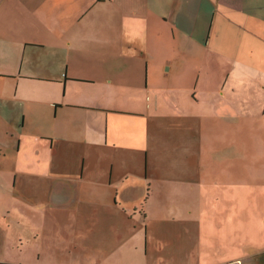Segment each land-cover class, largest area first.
<instances>
[{"label":"crops","instance_id":"1","mask_svg":"<svg viewBox=\"0 0 264 264\" xmlns=\"http://www.w3.org/2000/svg\"><path fill=\"white\" fill-rule=\"evenodd\" d=\"M111 1L0 0V263L45 264L47 229L68 214L75 217L54 243L73 252L89 244L87 232L74 238L82 222L144 228L134 237L141 245L160 213L171 217L160 240L192 241L211 264L253 260L264 250V181L234 160L235 142L220 139L235 111L221 89L210 94L216 110L214 101L197 106L198 93L179 82L148 76L147 63L126 60L121 39L128 22L146 27L148 18V27L169 24L181 52L253 53L264 0H116L144 12L118 13L115 49L109 18L92 15L103 41L86 43L80 18ZM237 62L241 74L258 72ZM94 69L103 80L84 71ZM58 252L75 264L72 250Z\"/></svg>","mask_w":264,"mask_h":264},{"label":"rangeland","instance_id":"2","mask_svg":"<svg viewBox=\"0 0 264 264\" xmlns=\"http://www.w3.org/2000/svg\"><path fill=\"white\" fill-rule=\"evenodd\" d=\"M115 2L116 0H112L105 2L104 5H94L86 10V17L80 18L82 40H85L86 43L87 40L103 41V37L98 36L96 32L100 22L96 23L89 18L100 12L104 14V22L109 18L112 31L110 46L115 49L119 36L113 30L118 28V13L123 11L133 16L132 13L138 15L144 12V10H139L141 7L132 2H128L126 5H118ZM142 6L146 11V6L144 4ZM148 22L147 18L146 27L140 21L128 22L129 34L121 39L122 44L126 47V60L128 62L130 60L132 64L134 61H137V64L143 62V65L147 63L148 76L158 77L164 84L165 81L171 79L179 82L183 89L197 92L199 99L196 102L197 106L205 107L206 103L211 104L214 101L217 102L216 110H218L220 108L219 99L213 100L210 94L223 91L222 102H229L230 107L235 111V116L232 118V124H227L228 129L223 130L218 126L222 133L220 139L223 143L230 142L229 140L235 142L232 144L233 147L237 144L238 151L235 152L234 160L240 163L243 169L246 168L249 171L252 180L264 181V154H261L264 153V74H262L264 73V36H261L260 41L257 40L251 47L254 49L253 53L181 52L177 47L178 44L170 36L168 23H160L159 27L154 25L148 27ZM87 29L92 32L83 33ZM88 45H92V43L90 42ZM237 60L248 65H255L258 72L246 71L241 74L242 69L236 68L239 64ZM115 64L116 60L111 59V68ZM177 65V69L169 71V67ZM84 71L98 81L104 78L100 70ZM111 71L118 72L119 70L111 69ZM121 71L126 78L134 77L131 69H121ZM143 71L145 72V69ZM157 83L159 85V82ZM231 89H234V93L230 91ZM201 91L204 92L203 98H200ZM206 112L209 111L206 110ZM204 119H209L214 126V118ZM227 130L233 131L229 133ZM253 167L255 170H248ZM153 215L156 219L153 223L155 227L148 230L150 233L147 244H134V239H136L134 237L144 238L146 236L144 228L132 229V226L131 228H122L119 224L117 228H103L102 223L94 227L91 223L82 222L80 228L75 230L77 235L74 238H81L87 232L89 244L86 246L78 243L77 246L74 245L77 250L73 252L72 247L67 248L68 243L65 241L62 244L54 243L55 240L57 242L61 240L62 232L69 229L66 228L67 224H70L69 220L75 217L74 214H68L62 217L60 222L52 223L53 226L47 229L48 232H46L41 248L40 263L63 264L64 259L61 258L58 251L66 252L70 249L72 256L69 259L75 264L81 262L94 264H211L201 260L198 246L192 241L174 244L170 241L160 240L164 232L161 230L162 226L170 221L171 217L170 214L155 213ZM134 229L139 233H135ZM139 237L137 240L140 239ZM79 241L80 239H78ZM261 254H263V259L264 250L260 251L253 260L251 258L240 263L264 264V261L260 260ZM81 256L86 258H80Z\"/></svg>","mask_w":264,"mask_h":264},{"label":"trees","instance_id":"3","mask_svg":"<svg viewBox=\"0 0 264 264\" xmlns=\"http://www.w3.org/2000/svg\"><path fill=\"white\" fill-rule=\"evenodd\" d=\"M0 264H6V263H0Z\"/></svg>","mask_w":264,"mask_h":264}]
</instances>
